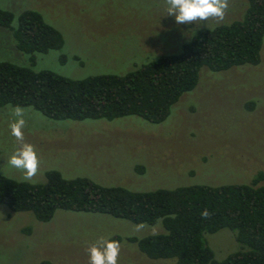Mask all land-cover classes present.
<instances>
[{
  "label": "rangeland",
  "instance_id": "rangeland-1",
  "mask_svg": "<svg viewBox=\"0 0 264 264\" xmlns=\"http://www.w3.org/2000/svg\"><path fill=\"white\" fill-rule=\"evenodd\" d=\"M246 3L229 0L222 22L240 18ZM165 7L164 0H0V8L15 15L12 25L19 12L37 10L64 40L59 49L34 53L31 62L30 55L15 46L11 30L0 26V61L74 79L124 74L159 55L180 51L193 35L195 25H177ZM206 23L217 24L211 19ZM260 55L257 65L221 71L201 67L196 86L183 93L159 123L135 115L54 120L30 106L21 107L24 140L35 146L40 160L30 182L44 181L45 172L55 169L66 178L86 177L134 191L249 183L258 172L264 184V37ZM14 108L0 106V174L24 180L8 163L19 146L9 127ZM164 231L160 221L136 224L64 209L42 222L0 204V263L89 264V244L100 236L119 235L118 264H176L172 258H149L125 239ZM205 238L216 260L240 249L228 228Z\"/></svg>",
  "mask_w": 264,
  "mask_h": 264
},
{
  "label": "trees",
  "instance_id": "trees-1",
  "mask_svg": "<svg viewBox=\"0 0 264 264\" xmlns=\"http://www.w3.org/2000/svg\"><path fill=\"white\" fill-rule=\"evenodd\" d=\"M240 18L202 27L180 51L162 54L124 74H93L74 79L44 69L0 61V106H30L54 120L107 119L135 115L151 123L166 119L183 93L191 91L201 67L227 70L257 65L264 37V0H246ZM15 15L0 8V26L11 30L21 52L59 49L63 37L41 13L25 9ZM63 59V58H62ZM258 172L249 183L192 184L134 191L86 177L66 178L55 169L45 180L30 182L0 174V204L49 221L57 209L103 213L136 224L160 221L163 233L125 239L152 259L176 264H264V184ZM211 215L205 219L201 211ZM228 228L240 249L214 258L205 234ZM121 241L119 235L111 237ZM1 264V263H0ZM40 264H51L41 261Z\"/></svg>",
  "mask_w": 264,
  "mask_h": 264
},
{
  "label": "clouds",
  "instance_id": "clouds-1",
  "mask_svg": "<svg viewBox=\"0 0 264 264\" xmlns=\"http://www.w3.org/2000/svg\"><path fill=\"white\" fill-rule=\"evenodd\" d=\"M166 15L173 17L177 25H195L196 30L207 27V21L222 22L229 9V0H164ZM12 115L15 117L9 124L13 137L19 146L12 152L8 163L23 173L25 181H32L37 175L40 160L35 146L25 142L23 129L26 126L24 109L16 106ZM211 213L205 208L201 211L202 218L207 219ZM89 264H118L120 244L110 236H100L87 248Z\"/></svg>",
  "mask_w": 264,
  "mask_h": 264
}]
</instances>
